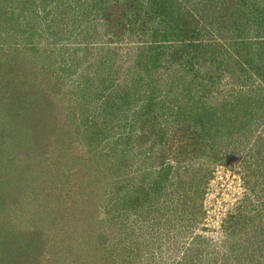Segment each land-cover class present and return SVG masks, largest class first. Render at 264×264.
Listing matches in <instances>:
<instances>
[{
  "label": "trees",
  "instance_id": "16d2710c",
  "mask_svg": "<svg viewBox=\"0 0 264 264\" xmlns=\"http://www.w3.org/2000/svg\"><path fill=\"white\" fill-rule=\"evenodd\" d=\"M0 37L39 60L27 94L13 89L24 58L0 71L10 129L20 114L12 104L23 99L28 111L52 113L51 91L65 84L62 102L83 112L90 140L113 147L109 162H123L126 195L111 178L93 206L173 207L170 187L191 185L189 166L219 150L223 131L263 127L264 0H0ZM73 47L89 59L84 70V60L67 59ZM138 161L135 185L129 169Z\"/></svg>",
  "mask_w": 264,
  "mask_h": 264
},
{
  "label": "rangeland",
  "instance_id": "374dc122",
  "mask_svg": "<svg viewBox=\"0 0 264 264\" xmlns=\"http://www.w3.org/2000/svg\"><path fill=\"white\" fill-rule=\"evenodd\" d=\"M18 45L0 37L2 74L24 58ZM72 55L87 66L83 51L73 47L67 59ZM24 59L13 89L27 94L40 79L39 60ZM67 91L65 84L53 88L49 114L28 111L23 99L12 104L20 112L15 130L3 120L8 107H0V264H264V124L252 135L223 131L219 150L189 166L191 185L170 187L173 207L127 210L120 203L112 211L91 198L104 196L111 178L125 196L126 169L105 159L113 147L90 140L83 112L62 102ZM134 163L129 173L138 185L142 161Z\"/></svg>",
  "mask_w": 264,
  "mask_h": 264
}]
</instances>
